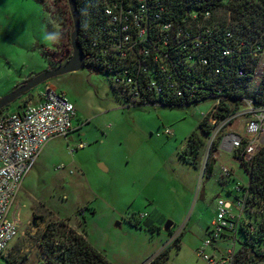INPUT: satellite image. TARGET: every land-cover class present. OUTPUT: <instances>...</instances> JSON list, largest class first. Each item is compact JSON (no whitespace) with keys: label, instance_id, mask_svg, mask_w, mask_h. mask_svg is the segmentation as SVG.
<instances>
[{"label":"rangeland","instance_id":"374dc122","mask_svg":"<svg viewBox=\"0 0 264 264\" xmlns=\"http://www.w3.org/2000/svg\"><path fill=\"white\" fill-rule=\"evenodd\" d=\"M56 33L60 36L61 27L39 1L0 0V98L59 66L62 38L46 39ZM263 78L264 54L254 77L238 86L252 98ZM48 89L65 93L75 105V129L67 139L50 141L25 178L11 210L21 224L19 235L0 264H42L40 243L48 225L66 222L80 232L82 218L88 242L112 264H147L166 247L172 264H207L199 252L217 217L218 197L234 201L236 183L248 181L227 153L219 151L217 161L207 163H214L210 177L203 151L198 169L182 156L214 101L134 107L109 76L87 68L40 85L32 91L35 101ZM246 121L234 120L226 132L241 133ZM166 129L173 135L166 136ZM222 166L235 172L236 181L222 183ZM168 223L172 234L165 231ZM237 236L243 239L240 232ZM178 238L180 247L173 245ZM223 239L205 254L220 257L239 248L233 238Z\"/></svg>","mask_w":264,"mask_h":264},{"label":"built area","instance_id":"2783aa9c","mask_svg":"<svg viewBox=\"0 0 264 264\" xmlns=\"http://www.w3.org/2000/svg\"><path fill=\"white\" fill-rule=\"evenodd\" d=\"M99 1L104 20L98 27L99 39L93 43L91 54L85 56V62L107 72L111 85L127 97L131 106L137 107L142 102L144 106H160L146 104V88L158 94L165 91L168 95L183 97L179 85L192 82L196 72L193 57L212 37L211 13L206 11L200 17L185 7L182 8L184 15H180L173 0ZM173 7L176 11L171 10ZM231 37L226 31V38ZM95 47L97 51H93ZM231 53L225 49L221 55L228 57ZM199 61L202 66L209 64L207 59ZM86 67L94 72L87 64ZM152 71L153 78H147ZM43 97L40 103L26 104L20 114L0 115V259L19 235L21 224L15 215L11 216V210L17 207L16 199L25 178L50 141L67 139L74 132L77 110L67 95L48 89ZM209 100L214 104L204 118H209L215 127L203 150V168L209 161H217L220 151L244 169L243 165L250 163L264 148V107L255 108L253 102L245 101L241 111L218 123L214 112L220 99ZM243 116L247 121L241 133L226 132L234 120ZM164 134L173 135L169 129ZM234 176L231 168L221 167L222 181H233ZM244 187L247 185L236 183L234 201L217 200V217L199 252L207 264H233L235 248L227 249L220 257L205 254V248L214 246L227 234L236 237V223L244 216L248 196Z\"/></svg>","mask_w":264,"mask_h":264},{"label":"trees","instance_id":"16d2710c","mask_svg":"<svg viewBox=\"0 0 264 264\" xmlns=\"http://www.w3.org/2000/svg\"><path fill=\"white\" fill-rule=\"evenodd\" d=\"M37 1L51 15L53 23L61 27L59 36L60 42L62 38L61 49L59 48L61 62L58 63L61 65L72 56L70 35L73 24L67 1ZM75 1L81 21L78 43L85 56H88L91 54L93 43L99 39L98 27L104 20L102 5L99 0ZM173 2L180 15H184L182 8L185 9V7L197 12L200 17L203 16L202 13L209 11L212 18V37L209 38V44L198 49V53L193 57L196 72L192 75V82L188 81L187 84L179 85L183 91V97L177 98L174 95H168L165 91L158 94L155 90L146 88V94H144L146 104L147 102L158 103L165 108H184L198 105L209 99H220V104L215 107L216 112H214V118L218 123L241 111L246 105L245 101L253 102L255 108L264 107V78L253 99L248 97L245 87L238 86L239 84L245 86L254 77L264 54V0H173ZM174 7L171 8L172 11ZM180 23L183 27L186 26L185 23ZM226 31L232 34L230 39L226 38ZM225 49L232 51L228 57L221 55ZM93 51H97V48H93ZM201 59H207L209 64L202 66L199 63ZM86 64L94 72L109 76L99 67H92L88 62ZM153 76L152 71L147 78H153ZM113 88L130 105L127 97L121 95L115 87ZM59 93L63 92L59 91ZM25 98L27 102L24 101ZM43 99V94L40 93L35 101L31 91L14 103L15 109H12L10 105L0 111V115L20 114L26 104L40 103ZM143 106L144 102L137 107ZM214 127L209 118H204L197 130L187 139L182 156L197 169L200 168L198 154L204 150L206 140ZM243 167L249 175L247 187L243 188L248 192V196L244 216L236 223L237 234L240 232L243 239H238L237 234L236 237H232L234 243L239 244V248L235 249L233 264H264V148ZM213 171L214 163H211L205 169V177H210ZM80 229L79 232L66 222L48 225L40 243L45 257L42 264H112L88 242L84 218H82ZM169 233L172 234V230ZM173 245L180 247V239L173 241ZM147 264H172L170 263V247H166Z\"/></svg>","mask_w":264,"mask_h":264},{"label":"water","instance_id":"95a60500","mask_svg":"<svg viewBox=\"0 0 264 264\" xmlns=\"http://www.w3.org/2000/svg\"><path fill=\"white\" fill-rule=\"evenodd\" d=\"M69 12L71 14L73 30L70 35L72 56L71 58L57 67H54L48 71H45L21 86L17 87L14 91L8 95L0 98V111L14 104L17 100L21 99L24 95L30 93L42 84L49 82L55 78L62 77L67 74L79 72L86 67L85 53L78 43V37L80 32L81 21L77 12V5L75 0H66ZM172 227V223H168L165 226V231H169Z\"/></svg>","mask_w":264,"mask_h":264},{"label":"clouds","instance_id":"9594fccd","mask_svg":"<svg viewBox=\"0 0 264 264\" xmlns=\"http://www.w3.org/2000/svg\"><path fill=\"white\" fill-rule=\"evenodd\" d=\"M59 38V34L56 33V34H49L46 39L49 40V41H57Z\"/></svg>","mask_w":264,"mask_h":264},{"label":"crops","instance_id":"0c3cea01","mask_svg":"<svg viewBox=\"0 0 264 264\" xmlns=\"http://www.w3.org/2000/svg\"><path fill=\"white\" fill-rule=\"evenodd\" d=\"M40 93L43 94L44 91H40ZM76 119H77V118H76ZM74 129H75V128H74ZM45 148H46V147H45ZM231 159H232V158H231ZM232 161H234V160L232 159ZM245 173H246V172H245ZM234 174H235V172H234ZM246 175H247V174H246ZM221 181H222V180H221ZM233 181H236V175L234 176V180H233ZM222 183L227 184L228 182H226V181H222ZM219 198H221V197L219 196L218 199H219ZM212 223H213V221H212ZM212 223H211V225H212ZM171 229H172V228H171ZM225 237H226V238H225ZM225 237H223V238H224V239H227V238H228V234H227ZM224 239H223V240H224ZM215 248H216V247H215ZM216 249H217V248H216ZM221 255H222V254H221ZM221 255H220V256H221ZM43 257H44V255H43Z\"/></svg>","mask_w":264,"mask_h":264}]
</instances>
